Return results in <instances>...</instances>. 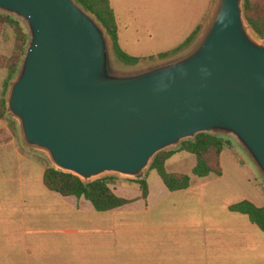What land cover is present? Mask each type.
<instances>
[{
  "label": "water",
  "instance_id": "obj_1",
  "mask_svg": "<svg viewBox=\"0 0 264 264\" xmlns=\"http://www.w3.org/2000/svg\"><path fill=\"white\" fill-rule=\"evenodd\" d=\"M243 6L212 0L188 47L121 69L104 28L75 0H0L28 35L5 94L21 144L86 184L141 180L157 154L198 134L231 135L264 180V42Z\"/></svg>",
  "mask_w": 264,
  "mask_h": 264
},
{
  "label": "crops",
  "instance_id": "obj_2",
  "mask_svg": "<svg viewBox=\"0 0 264 264\" xmlns=\"http://www.w3.org/2000/svg\"><path fill=\"white\" fill-rule=\"evenodd\" d=\"M46 168L0 119V264H264V233L229 210L242 201L263 207L261 192L251 198L229 185L218 192L222 178L208 176L176 192L147 182L144 200L126 184L111 190L130 203L97 212L83 198L45 188ZM216 196L226 201L205 212L203 200Z\"/></svg>",
  "mask_w": 264,
  "mask_h": 264
},
{
  "label": "trees",
  "instance_id": "obj_3",
  "mask_svg": "<svg viewBox=\"0 0 264 264\" xmlns=\"http://www.w3.org/2000/svg\"><path fill=\"white\" fill-rule=\"evenodd\" d=\"M83 9L93 15L102 25L112 43L114 56L120 64L126 67H135L147 60L165 59L188 47L197 36L200 27H197L184 43L171 52L162 53L156 57H134L127 54L119 46V25L110 0H75ZM211 1V0H210ZM244 16L254 34L264 42V0H244ZM0 26L12 29L15 35L14 47L9 58L0 59V69L6 72L4 91L0 97V119L6 118L5 92L9 82L14 78L24 55L28 35L26 28L12 16L0 13ZM11 131L15 135V125L10 122ZM230 141L223 136L211 133L198 134L189 141H183L179 148L157 154L150 164L149 171L155 172L169 192L186 190L191 185V176L176 173H167L165 164L177 153H187L194 157L195 164L192 177L206 178L210 175L221 176L219 159ZM111 179L104 177L90 183H83L74 175L56 171L47 167L44 176V186L49 191L62 197L83 198L88 201L95 211L108 212L130 203V201L117 197L109 188ZM141 191V198L148 196V185L145 180L133 181ZM231 212L246 215L250 222L264 233V206L256 207L249 201L239 202L229 207Z\"/></svg>",
  "mask_w": 264,
  "mask_h": 264
},
{
  "label": "rangeland",
  "instance_id": "obj_4",
  "mask_svg": "<svg viewBox=\"0 0 264 264\" xmlns=\"http://www.w3.org/2000/svg\"><path fill=\"white\" fill-rule=\"evenodd\" d=\"M208 2V0H111V5L119 23V43L122 50L131 56L143 58L156 57L159 54L171 52L182 45L192 31L202 24L209 7ZM18 21L25 27L20 20ZM14 41L15 35L12 29L7 26H0V59H6L11 56ZM114 63L118 68H123V65L116 60ZM149 63H151V60L144 61L139 65L144 66ZM5 80L6 72L0 69V97L4 91ZM2 120L6 121L10 130V122L15 125V135L12 131L11 133L21 143L16 123L7 114L6 118ZM223 137L230 141V146L226 147L220 156V178H222L223 184L221 186L218 185L215 191H225L226 185H229L241 187L251 198L257 196L256 192H261L260 204L264 206L263 178L241 149L236 139L231 135ZM43 158L46 167L52 168L45 155H43ZM193 164H195L194 157L181 152L175 154L166 162L165 169L167 173L191 176L192 180L195 178L192 177V170H190ZM210 176L217 177L215 175ZM105 177L111 179L109 181L110 189L113 187H118L119 189V187L126 184L129 186L132 184L136 185L132 179L116 175ZM141 180L148 182L154 191L159 187L158 185H162L158 175L149 170L144 171ZM209 189L205 188L204 190ZM227 197L231 198L230 195H227ZM212 199L213 201L203 200L205 212L215 209L217 206L213 205L214 203L226 201L225 197L219 198L216 196ZM218 210L221 211V209Z\"/></svg>",
  "mask_w": 264,
  "mask_h": 264
}]
</instances>
